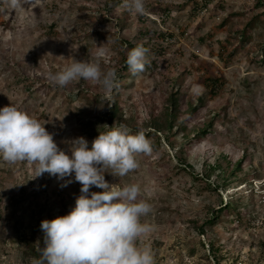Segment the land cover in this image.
Here are the masks:
<instances>
[{
	"label": "rangeland",
	"instance_id": "374dc122",
	"mask_svg": "<svg viewBox=\"0 0 264 264\" xmlns=\"http://www.w3.org/2000/svg\"><path fill=\"white\" fill-rule=\"evenodd\" d=\"M1 1L0 108L45 123L66 152L81 136L91 148L110 123L156 130L136 170L105 173L115 187L139 184L152 205L142 222L154 226L155 264H264V0H213L197 15L195 0H145L146 15L129 13L123 0H20L17 9ZM128 43L150 48L144 72L122 74ZM71 58L114 69L118 90L83 79L55 86L46 74ZM208 77L224 82L216 94ZM34 169L0 157V264H32L21 236L67 215L81 194L74 174L34 178ZM43 237L39 227L31 246L43 248Z\"/></svg>",
	"mask_w": 264,
	"mask_h": 264
},
{
	"label": "clouds",
	"instance_id": "9594fccd",
	"mask_svg": "<svg viewBox=\"0 0 264 264\" xmlns=\"http://www.w3.org/2000/svg\"><path fill=\"white\" fill-rule=\"evenodd\" d=\"M7 3L12 9L21 6L20 0ZM122 7L137 15L148 12L145 0H123ZM147 53L142 45L128 52L126 63L133 75L145 71L150 63ZM46 78L61 88L79 79L98 83L108 93L119 87L114 69L102 71L99 63L75 58L64 69L48 72ZM200 87L195 85L193 93L198 94ZM109 128L100 132L91 148L82 136L67 141L66 152L58 147L45 123L15 105L0 108V157L5 162L35 165L34 178L44 173L58 179L74 174L75 182L81 185V194L67 215L41 221L45 246L40 248L36 242L39 257H34L32 264H155L147 240L154 226L142 222L152 205L140 198L141 186L115 187L105 179L106 172L124 177L136 170L137 155H150L152 143L142 130L133 133L124 123ZM92 187L102 191H90Z\"/></svg>",
	"mask_w": 264,
	"mask_h": 264
},
{
	"label": "trees",
	"instance_id": "16d2710c",
	"mask_svg": "<svg viewBox=\"0 0 264 264\" xmlns=\"http://www.w3.org/2000/svg\"><path fill=\"white\" fill-rule=\"evenodd\" d=\"M113 1L116 2V3L120 2V0H113ZM211 1H213V0H195L194 1V5L192 7L191 14L197 15V14H199L201 12V10L207 9L209 4L211 3ZM1 2L2 1L0 0V12L3 10V9H1V5H2ZM51 30H53V29H51ZM138 45H141V44H138ZM138 45H133L132 43H128V46H129L130 49H133V48H135ZM142 46H144L145 48L148 49V51H150V48H148V46L146 44H142ZM152 49L154 51L158 50L156 48H152ZM126 60H127V57L124 58V63H123V67H122V74H125V73L127 74V72H129V74L131 73L129 71V67H128L127 63H126ZM205 84H206L207 88L209 89V91L212 94H216L218 92V90H220V88L223 87L224 82L220 78H210V77H208L205 80ZM117 90H118V88H117ZM171 101H172L173 110L170 112V115L174 116L175 115V112H174L175 111V104L174 103H176V99L173 98ZM110 109L111 110H110L109 114L111 115V117H113V118L117 117L118 116V114H117V105L115 106V103H113L111 105ZM170 121H172V119H170ZM113 125L115 126V124L110 123V126L105 128L104 131H103L104 127H102L101 130L103 132L110 131L111 129L109 127H112ZM167 126H168L169 129L173 128V124L172 123L171 124L169 123V125H167ZM160 127L161 126H158V128H160ZM155 131L146 132L145 133L146 137L148 138V137H150L152 135H156ZM99 134H100V131L96 133V136H98ZM228 206H229V203L225 204L224 206L220 205L219 208H218L219 211H217V212L223 211ZM216 214H218V213H216L213 210L212 211V215H211L212 217L210 219H208V223L207 224L212 225L215 222L214 218H216V216H218ZM39 227L40 226H36V227L32 228L31 233H30L29 236H26V235H22L21 236V240L20 241L23 243V245H25L24 256L29 257L30 259H33L34 257H36V258L39 257V253L36 250V248L34 246H31V244H30L31 243L30 242L31 241V237L37 235V231L39 230Z\"/></svg>",
	"mask_w": 264,
	"mask_h": 264
}]
</instances>
